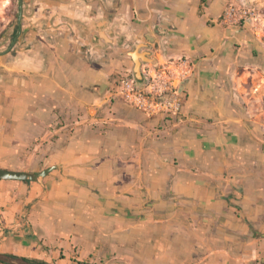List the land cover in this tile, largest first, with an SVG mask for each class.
<instances>
[{"label": "crops", "instance_id": "crops-1", "mask_svg": "<svg viewBox=\"0 0 264 264\" xmlns=\"http://www.w3.org/2000/svg\"><path fill=\"white\" fill-rule=\"evenodd\" d=\"M253 1H26L21 34L0 49V170L49 173L0 179V253L264 264V110L245 85L264 47L224 20ZM179 59L190 68L177 121L118 92L137 61Z\"/></svg>", "mask_w": 264, "mask_h": 264}, {"label": "built area", "instance_id": "built-area-1", "mask_svg": "<svg viewBox=\"0 0 264 264\" xmlns=\"http://www.w3.org/2000/svg\"><path fill=\"white\" fill-rule=\"evenodd\" d=\"M249 10L229 7L224 16L226 23L247 21ZM189 64L185 59L168 64L146 63L142 67L144 82L138 84L134 77L124 79L118 92L130 105L148 115L164 117L166 121H177L184 103L182 85L188 78Z\"/></svg>", "mask_w": 264, "mask_h": 264}, {"label": "rangeland", "instance_id": "rangeland-1", "mask_svg": "<svg viewBox=\"0 0 264 264\" xmlns=\"http://www.w3.org/2000/svg\"><path fill=\"white\" fill-rule=\"evenodd\" d=\"M26 1L23 0V17L19 21L21 0H0V49H8L13 42L14 36L21 34L24 21V9ZM250 16L247 21H242L239 25L252 31L258 42L264 47V0H254L249 9ZM21 23V30L19 29ZM250 95H257V110H264V71L253 72L245 82Z\"/></svg>", "mask_w": 264, "mask_h": 264}, {"label": "water", "instance_id": "water-1", "mask_svg": "<svg viewBox=\"0 0 264 264\" xmlns=\"http://www.w3.org/2000/svg\"><path fill=\"white\" fill-rule=\"evenodd\" d=\"M23 0H21L20 6V14H19V21L21 22L23 17V7L22 4ZM19 22V28L21 29V23ZM149 63V62H146ZM143 61L139 60L136 62L135 68V80L138 84H142L145 80L144 75L142 73V65L146 64ZM49 173V170H45L40 174H34L29 172H14V171H7V170H0V179L2 180H12V181H35L40 177H45ZM0 262L4 264H49V263H33L24 258L14 257L7 254L0 253Z\"/></svg>", "mask_w": 264, "mask_h": 264}, {"label": "trees", "instance_id": "trees-1", "mask_svg": "<svg viewBox=\"0 0 264 264\" xmlns=\"http://www.w3.org/2000/svg\"><path fill=\"white\" fill-rule=\"evenodd\" d=\"M26 260H28V261H30V262H33V263H46V262H44V261L33 260V259H26ZM0 264H4V263L0 262ZM79 264H83V263H79Z\"/></svg>", "mask_w": 264, "mask_h": 264}]
</instances>
